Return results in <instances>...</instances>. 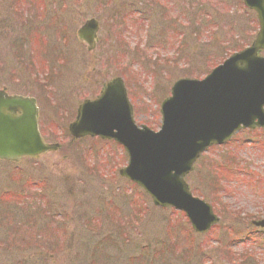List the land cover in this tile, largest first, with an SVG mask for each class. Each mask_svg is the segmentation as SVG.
<instances>
[{
	"label": "rangeland",
	"instance_id": "obj_1",
	"mask_svg": "<svg viewBox=\"0 0 264 264\" xmlns=\"http://www.w3.org/2000/svg\"><path fill=\"white\" fill-rule=\"evenodd\" d=\"M12 1H1V17L12 16ZM44 3L32 53L17 57L8 46L15 30L0 26V89L34 97L45 141L60 148L0 161V264H264V228L251 224L264 218V129L210 147L186 176L219 217L205 234L119 176L127 160L120 145L67 129L82 100L120 77L136 125L157 131L173 83L201 79L249 45L255 14L242 0ZM89 18L99 22L92 50L76 35Z\"/></svg>",
	"mask_w": 264,
	"mask_h": 264
},
{
	"label": "water",
	"instance_id": "obj_2",
	"mask_svg": "<svg viewBox=\"0 0 264 264\" xmlns=\"http://www.w3.org/2000/svg\"><path fill=\"white\" fill-rule=\"evenodd\" d=\"M243 1L257 15L255 39L205 78L176 81L160 105L159 131L135 125L120 78L107 83L97 99L84 101L68 127L75 138L99 136L122 145L128 161L119 175L142 188L154 205L182 211L198 233L218 218L192 195L185 176L209 146L225 143L240 129L264 128V57L258 54L264 49V0ZM96 29L91 19L78 31L90 48ZM58 148L40 135L35 100L0 90V159L18 161ZM255 224L264 227V219Z\"/></svg>",
	"mask_w": 264,
	"mask_h": 264
},
{
	"label": "flooded vegetation",
	"instance_id": "obj_3",
	"mask_svg": "<svg viewBox=\"0 0 264 264\" xmlns=\"http://www.w3.org/2000/svg\"><path fill=\"white\" fill-rule=\"evenodd\" d=\"M1 1L2 0H0V5ZM43 3L44 0H13L11 3L12 16H0V26L2 30L5 31L10 28L12 30H15V38H12L13 40L8 44V46L13 48V45H15L16 48L14 49V51L17 57L32 53L33 51L31 49L35 50L34 46H36L35 43L37 41V37H39L38 29H35L36 22L38 17L40 16V12H44V10L46 9V2L44 4ZM49 23L50 22H48V24ZM56 26L57 22H55V27ZM47 27L51 28L52 23L47 25ZM16 30H19V34H16ZM62 30L63 32H66L65 25H62ZM61 38L65 39V33H62ZM63 44L65 43L63 42ZM65 46L66 45H63V50L64 52H68L69 48H64ZM29 50L31 51L29 52Z\"/></svg>",
	"mask_w": 264,
	"mask_h": 264
},
{
	"label": "trees",
	"instance_id": "obj_4",
	"mask_svg": "<svg viewBox=\"0 0 264 264\" xmlns=\"http://www.w3.org/2000/svg\"><path fill=\"white\" fill-rule=\"evenodd\" d=\"M212 168H213V170L215 171L216 169H218L219 171H221V169L219 168V167H217V166H214L213 167V165L211 166ZM229 169V168H228Z\"/></svg>",
	"mask_w": 264,
	"mask_h": 264
}]
</instances>
